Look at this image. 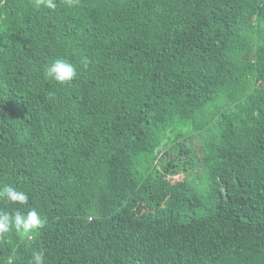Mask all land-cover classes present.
I'll return each instance as SVG.
<instances>
[{"label":"trees","instance_id":"trees-1","mask_svg":"<svg viewBox=\"0 0 264 264\" xmlns=\"http://www.w3.org/2000/svg\"><path fill=\"white\" fill-rule=\"evenodd\" d=\"M55 3L0 0V264H264V0Z\"/></svg>","mask_w":264,"mask_h":264},{"label":"clouds","instance_id":"clouds-1","mask_svg":"<svg viewBox=\"0 0 264 264\" xmlns=\"http://www.w3.org/2000/svg\"><path fill=\"white\" fill-rule=\"evenodd\" d=\"M37 7L55 10L57 7L55 0H35ZM76 0H68L69 5L74 4ZM82 63L87 66V58H83ZM45 76L47 79L58 84L71 83L77 76L76 66L65 60L56 59L46 66ZM0 201L15 205H27L29 196L27 192L18 190L10 185H0ZM45 221L35 208H29L27 212L13 210L12 212L0 209V237L5 236L10 231L21 236H28L37 233L44 227ZM44 255L40 251L32 253L30 264H44Z\"/></svg>","mask_w":264,"mask_h":264}]
</instances>
